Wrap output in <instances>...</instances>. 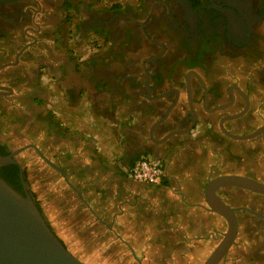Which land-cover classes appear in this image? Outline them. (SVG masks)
Here are the masks:
<instances>
[{"label": "crops", "instance_id": "crops-1", "mask_svg": "<svg viewBox=\"0 0 264 264\" xmlns=\"http://www.w3.org/2000/svg\"><path fill=\"white\" fill-rule=\"evenodd\" d=\"M60 38L44 36L32 62L15 59L9 75L0 76L9 87L0 94L8 128L29 134L59 168L45 164L52 174L43 203L48 225L66 246L83 247L87 261L202 264L227 228L206 202L207 183L227 174L263 180L264 149L203 121L167 142L159 135L147 139L131 95L119 93L121 85L105 76L103 65L63 61ZM87 38L75 43L78 49ZM147 155L163 162L161 183L127 176L131 163ZM232 190L243 204L252 193ZM254 230L241 222L236 236L251 240L255 264H264V234Z\"/></svg>", "mask_w": 264, "mask_h": 264}, {"label": "flooded vegetation", "instance_id": "flooded-vegetation-1", "mask_svg": "<svg viewBox=\"0 0 264 264\" xmlns=\"http://www.w3.org/2000/svg\"><path fill=\"white\" fill-rule=\"evenodd\" d=\"M107 1L0 0V58L8 55L0 59V76L9 75L15 59L32 62L44 36L59 33L67 47L63 61L75 67L82 59L93 60L121 85L120 94L131 95L144 116L147 139L173 140L200 121L231 134L241 130L242 136L264 125V0ZM86 36L95 39L80 58L68 43L78 50L75 43ZM12 132L23 137L20 146L13 149L1 137L0 143L22 166L19 192L35 199L21 156L35 167L57 166L42 150L39 155L28 134ZM246 139L257 152L264 149V131ZM234 187L239 188L223 186L217 193L236 209L239 224L264 234V194L252 192L243 204ZM236 239L218 264L230 261Z\"/></svg>", "mask_w": 264, "mask_h": 264}, {"label": "water", "instance_id": "water-1", "mask_svg": "<svg viewBox=\"0 0 264 264\" xmlns=\"http://www.w3.org/2000/svg\"><path fill=\"white\" fill-rule=\"evenodd\" d=\"M9 87H0L6 93ZM193 126L190 127L192 129ZM189 129V130H190ZM224 130V129H223ZM225 131V130H224ZM264 125L250 135L237 136L225 131L231 137L250 138ZM41 155L40 150L34 147ZM17 164L22 175V166L10 155L0 154V166ZM223 186H236L251 192L264 194V183L241 175H221L207 183L205 199L210 209L222 215L227 222L226 231L219 243L202 264H218L226 255L238 230L235 208L217 194ZM0 264H87L74 255L53 229L48 225L35 199L12 188L0 177Z\"/></svg>", "mask_w": 264, "mask_h": 264}, {"label": "rangeland", "instance_id": "rangeland-1", "mask_svg": "<svg viewBox=\"0 0 264 264\" xmlns=\"http://www.w3.org/2000/svg\"><path fill=\"white\" fill-rule=\"evenodd\" d=\"M90 39L93 40V39H95V37H90V38H87L86 40H84L85 44L88 47L85 45L84 48L77 50V49H75L76 48L75 46L72 47V43L69 41V48L71 51L76 50V52H78V55L80 58L82 56L87 57V55H88L87 53H89V45L93 44V42L89 43L88 40H90ZM78 48H80V47H78ZM3 105L4 104L2 102H0V137L3 138L7 143H9L13 149H16L18 146H20L22 144L23 137L17 133H13L12 130H10L8 128L10 120L5 118V115L7 114V112L4 113V111H3L4 106ZM16 131L21 132V130L18 128H16ZM26 139H28V138H26ZM18 157L20 158V156H18ZM20 160L23 161L22 163L25 166L26 173H27V180H28L29 185L34 188L35 185L33 183L37 182V185H36L37 188L35 190L37 192V195L40 197L39 202H40V207L42 208L41 212L44 214L45 209H44L43 203H44V197H45V193H46L45 185L48 182V180H51L52 174L50 171L46 172L45 168L41 165H38L37 167H35L34 161H33V164H32V162L27 163L26 158L23 156H21ZM248 241H251V240L243 241V240L239 239L237 241V243L234 245V247L230 253V255H231L230 261L226 262L225 264H253L252 259L254 257V253H253L254 247L251 245V243H247ZM250 261H252V262H250ZM84 262H86V261H84ZM86 263L92 264L90 261L89 262L87 261ZM96 264H98V263L96 262ZM101 264H114V263H110V262L106 261V262H103ZM115 264H117V263H115ZM120 264H135V263L123 262Z\"/></svg>", "mask_w": 264, "mask_h": 264}, {"label": "built area", "instance_id": "built-area-1", "mask_svg": "<svg viewBox=\"0 0 264 264\" xmlns=\"http://www.w3.org/2000/svg\"><path fill=\"white\" fill-rule=\"evenodd\" d=\"M104 4H109L107 0H102ZM117 2V1H113ZM164 164L160 159L150 156H140L135 159L127 170V176L140 182L152 184L161 183L164 176Z\"/></svg>", "mask_w": 264, "mask_h": 264}, {"label": "trees", "instance_id": "trees-1", "mask_svg": "<svg viewBox=\"0 0 264 264\" xmlns=\"http://www.w3.org/2000/svg\"><path fill=\"white\" fill-rule=\"evenodd\" d=\"M114 7L118 8L119 6L114 5ZM7 153H8L7 147L4 144L0 143V154L6 155ZM27 163H28V161H27ZM19 172H20V168L17 164L9 163V164H4V165L0 166V177H2L12 188H14L15 190L21 191L22 185L20 183ZM38 203H39V201H37V204ZM38 207L41 211L42 208L40 207L39 204H38ZM60 239H61V237H60ZM61 241L63 242L62 239H61ZM66 247L68 249H70V251L74 255L78 256L79 259L87 262L88 256L86 255L87 253L83 252V247H80V246H66ZM90 262L92 264H96V262H92V261H90Z\"/></svg>", "mask_w": 264, "mask_h": 264}]
</instances>
